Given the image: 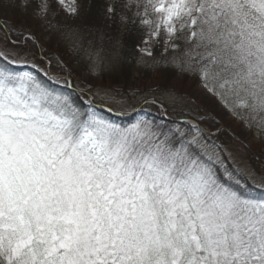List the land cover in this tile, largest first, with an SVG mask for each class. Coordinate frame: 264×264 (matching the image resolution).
Returning <instances> with one entry per match:
<instances>
[{
    "label": "snow or ice",
    "instance_id": "1",
    "mask_svg": "<svg viewBox=\"0 0 264 264\" xmlns=\"http://www.w3.org/2000/svg\"><path fill=\"white\" fill-rule=\"evenodd\" d=\"M56 5L55 25L50 0L33 9L54 51L0 19V264H264V151L238 168L221 122L177 112L167 85L79 88L68 20L88 3ZM104 16L134 46L179 51L180 70L264 133V0H108ZM138 97L136 118L114 115Z\"/></svg>",
    "mask_w": 264,
    "mask_h": 264
},
{
    "label": "trees",
    "instance_id": "2",
    "mask_svg": "<svg viewBox=\"0 0 264 264\" xmlns=\"http://www.w3.org/2000/svg\"><path fill=\"white\" fill-rule=\"evenodd\" d=\"M50 2L54 8L51 23L55 25L64 22L67 19L66 14L56 5V0H50ZM82 2L83 0H77V3ZM87 3L88 8L84 14L79 18L72 17L68 20L69 23L79 27L77 43L81 47L79 52L68 49L67 63L73 73L89 70L101 76L110 87L117 86L122 91L130 90L133 80L148 78L153 74L160 77L161 85L167 86L171 79L179 74L184 80L199 81L196 76L180 70L181 53L179 51L164 50L166 47L161 41L149 43L151 55H148L140 49L144 43H136L134 46L133 39L126 36L123 29L117 32L113 21L104 16V8L108 0H87ZM25 4L31 6L25 7ZM35 4L36 0H0V12H8L17 23L27 25L44 42L46 50L54 51L58 44L50 43L51 33L48 31V22L39 21L35 17L33 12ZM116 40L120 41L118 47H114ZM65 48H68L67 42ZM173 53H176L177 60L172 64L169 55ZM94 64L95 71L92 70ZM152 113L156 114V112ZM220 139L233 141L226 132ZM249 159L253 165L258 158L249 156Z\"/></svg>",
    "mask_w": 264,
    "mask_h": 264
},
{
    "label": "rangeland",
    "instance_id": "3",
    "mask_svg": "<svg viewBox=\"0 0 264 264\" xmlns=\"http://www.w3.org/2000/svg\"><path fill=\"white\" fill-rule=\"evenodd\" d=\"M66 4H71V0H65ZM7 18L10 22L15 25L18 29H28L27 25L23 23H17L13 16L8 12H0V19ZM38 38V37H37ZM39 39V38H38ZM40 40V39H39ZM43 48L46 50L47 47L42 40H40ZM141 51L145 53H151V47L149 44H143L141 46ZM166 50V49H164ZM171 57L170 63H174L177 59L176 53L169 55ZM76 77V85L83 89L87 88L89 84H96L101 87H109L111 89L120 88L115 86V88L110 87L103 81L102 77L94 72L85 70L78 73H73ZM133 84L129 87L130 90L136 87L140 89H145L148 87H156L161 85V79L158 75H150L148 78L135 79L132 81ZM169 88L174 89L173 92L166 93L162 98L166 99L169 104H173L178 112L184 111L189 112L191 109H196L197 105H200L203 114H211L215 117V121H219L220 126L225 132L230 136L233 141H238V143H233V141L220 142L223 143L225 149H227L233 155V162L238 168L252 167L249 156L259 157V154L264 151V133L257 128H250L246 124H243L239 119L234 118L225 109L218 106L217 102L202 88L200 81L194 82L192 79L184 80L181 75H177L171 79ZM143 97H138L137 101L132 105H117V108H125L124 111H117L115 114L121 118L129 117L136 118L137 113H139V101ZM104 99L103 97H98V100ZM191 105V108L185 107V105ZM99 106V104H98ZM135 107L136 111L133 112L132 108ZM145 111L156 112V108L151 104L144 105ZM142 114V113H141ZM193 115L201 114V111L192 112ZM239 144H244L250 149V151H244L239 148Z\"/></svg>",
    "mask_w": 264,
    "mask_h": 264
}]
</instances>
